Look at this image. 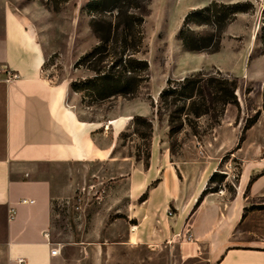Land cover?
Instances as JSON below:
<instances>
[{
    "label": "crops",
    "instance_id": "obj_1",
    "mask_svg": "<svg viewBox=\"0 0 264 264\" xmlns=\"http://www.w3.org/2000/svg\"><path fill=\"white\" fill-rule=\"evenodd\" d=\"M44 64L32 18L0 0V66L19 76L10 83L0 77V264H84L52 243V183L38 175L49 166L106 162L123 128L121 121L81 117L71 79L53 82ZM106 126L114 131L110 138ZM160 146L152 137L148 168L135 161L127 174L123 246L176 250L180 264H264L259 164L242 163L232 196L225 178L198 201L219 162H171Z\"/></svg>",
    "mask_w": 264,
    "mask_h": 264
},
{
    "label": "rangeland",
    "instance_id": "obj_2",
    "mask_svg": "<svg viewBox=\"0 0 264 264\" xmlns=\"http://www.w3.org/2000/svg\"><path fill=\"white\" fill-rule=\"evenodd\" d=\"M89 1L71 0L54 11L45 0H11L32 18L45 56L44 72L53 82L82 74L73 72L72 65L95 42L88 27ZM212 1L245 0H146L141 14L150 79L141 95L89 108L80 98L72 99L81 117L112 120L111 124L121 121L123 128L106 162L49 166L38 175L52 183L50 238L68 260L82 257L84 264H180L176 250L155 252L123 246L128 224L125 210L130 206L126 178L133 162L144 164L148 145L134 133L135 116L151 121L152 137L159 139L161 152L164 150L171 162H219L216 172L228 179L224 180L228 193L234 190L242 163H258L264 171V50L260 40L264 0H248L254 12L237 16L224 31L217 52L184 49L178 37L184 17ZM216 70L237 79L238 107L227 106L218 120L209 116L194 120L197 137L184 125L170 138L166 117L155 113L166 81ZM107 127L102 131L110 138L114 131Z\"/></svg>",
    "mask_w": 264,
    "mask_h": 264
},
{
    "label": "trees",
    "instance_id": "obj_3",
    "mask_svg": "<svg viewBox=\"0 0 264 264\" xmlns=\"http://www.w3.org/2000/svg\"><path fill=\"white\" fill-rule=\"evenodd\" d=\"M54 11L71 0H45ZM146 0H91L86 5L90 14L89 30L94 44L73 63L72 71L82 73L71 79L70 89L85 107H96L118 98L134 100L149 83V63L145 55L142 8ZM254 12L251 1L223 3L212 1L205 7L189 12L183 19L178 37L184 49L192 52H217L226 28L239 14ZM263 26L260 40L264 50V6L261 11ZM236 78L220 71L198 72L178 80L168 79L158 94L156 115L166 117L168 134L172 138L184 125L197 137L194 120L209 116L218 120L229 105L238 107ZM151 107L154 108L151 102ZM264 109V101H263ZM253 122L246 126L247 130ZM134 133L148 141L144 168H148L151 121L133 117ZM243 137L240 138V142ZM239 149V145L237 146ZM225 176L214 172L207 193L217 192ZM155 181L154 183H156ZM230 196L234 190L229 191ZM146 199L144 193L139 201Z\"/></svg>",
    "mask_w": 264,
    "mask_h": 264
},
{
    "label": "built area",
    "instance_id": "obj_4",
    "mask_svg": "<svg viewBox=\"0 0 264 264\" xmlns=\"http://www.w3.org/2000/svg\"><path fill=\"white\" fill-rule=\"evenodd\" d=\"M0 77H2V81L4 83H10L13 82L15 80H17L19 78L18 74L10 69H8L6 66H0ZM168 216H172V213L169 211L167 213ZM190 235L189 233H186V239L190 240ZM59 251L57 249H54L51 251V254L53 256L58 255ZM20 263L23 261H19Z\"/></svg>",
    "mask_w": 264,
    "mask_h": 264
}]
</instances>
